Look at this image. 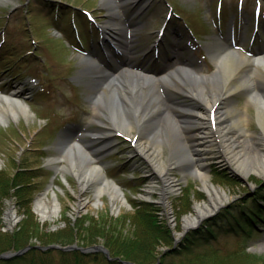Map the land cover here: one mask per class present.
Returning <instances> with one entry per match:
<instances>
[{
    "label": "rangeland",
    "instance_id": "obj_1",
    "mask_svg": "<svg viewBox=\"0 0 264 264\" xmlns=\"http://www.w3.org/2000/svg\"><path fill=\"white\" fill-rule=\"evenodd\" d=\"M256 1L130 0L120 6L119 17L115 18L111 16V5H102L100 0H1L0 91L4 94L24 91L20 98L31 110L28 118L20 113L19 117L0 121V175L3 181L11 182L16 175L24 173L26 181L21 198L12 197L9 193L3 199V232L15 234L26 227L30 231V246L44 250L56 246L53 257L58 262V251L73 252L104 246V239L118 244L132 241L131 244L136 245L134 241L138 242L143 235L142 229L136 224V210L141 204H148L150 207L145 206L146 211L154 220L166 224L172 236L170 241L158 239V245H150L149 250L158 257L155 263L162 264L159 259L163 254L181 250L183 236L191 230L185 232V218L195 216L198 205L209 204V197L196 176L179 170L171 172L176 179L174 192L164 191V182L154 173L149 161L137 152L134 136L116 135L112 149L95 162L104 163L105 172L121 186L127 203L118 202L114 206L107 193L98 201L94 187L82 191L80 181L73 174L58 172L55 175L52 171L51 168L59 163L68 165L64 160L50 162L59 156L57 144L68 128L72 132L99 126L93 121L92 103L87 94L89 78L80 76L83 69L81 56L91 53L96 57L98 54L102 60L108 61L106 52L110 47L105 38L109 37L104 25L116 19L126 24L125 33L133 29V33L138 36L136 39L140 40L141 46L134 50L135 57L138 64L144 63V68L159 69L150 56L144 55L147 46L157 45L160 63H165L168 56L187 54L198 69L212 74L215 66L207 51L208 44L221 37L233 44L231 37L232 32H235L236 43L251 48L249 39L254 33ZM261 1L263 14L260 19L263 20L264 0ZM242 2L244 8L240 9ZM171 4L175 13L172 12L167 21ZM70 5L91 12L97 19V28L89 24L82 32L84 46L78 45L72 37L71 13L77 14V11ZM129 24L137 26L131 27ZM164 26V34L159 37ZM261 27L262 38H257L256 47L263 44L264 23H261ZM25 49L37 52L38 57L25 56ZM171 50L173 54H169ZM161 96L168 103H173L172 92L161 91ZM237 101L239 106H243V98L237 97ZM183 103L192 104L187 99ZM249 112L252 113V109ZM60 124L63 125L62 129ZM249 129L255 134L261 130L255 119H252ZM82 139H90V136L86 135ZM163 153L166 159L169 155L166 146L163 147ZM234 169V166L220 159L213 160L211 180L228 196L222 204L208 207L212 213L196 221L194 228L201 227L225 209L236 217L246 215V209L248 211L250 206L255 205L259 196H264V175L252 173L250 177H244ZM52 182L54 186L51 188ZM55 194L60 206L59 217L54 222L44 223L35 211L36 203L46 196L53 200ZM10 212H15L13 222L8 219ZM243 226L246 227V224ZM243 226H234L233 223L229 227L220 226V229H228V232L220 234L199 251L230 258L233 264H264L259 258L256 262L250 259L249 262L241 261L243 257L240 256L244 251L264 256V226H258L256 234L248 237L242 231ZM71 228L76 233L74 243H45L59 237V234L67 235ZM93 237H97L96 243H86ZM142 248L145 249L143 245ZM85 253L100 254L102 251L89 250ZM182 258L186 259L185 256ZM200 262L196 260L193 264Z\"/></svg>",
    "mask_w": 264,
    "mask_h": 264
},
{
    "label": "bare ground",
    "instance_id": "obj_2",
    "mask_svg": "<svg viewBox=\"0 0 264 264\" xmlns=\"http://www.w3.org/2000/svg\"><path fill=\"white\" fill-rule=\"evenodd\" d=\"M129 2L102 0V5L109 3L111 16L117 18L120 6ZM125 26L111 19L104 29L115 35L107 32L108 37L118 40L125 34ZM208 53L215 66L212 74L181 59L166 64V71L155 73L145 70L133 57L115 66L100 63L91 54L81 56L80 76L89 78L87 94L93 121L99 126L85 129L90 139L73 140L74 131H66L58 143L60 155L50 162L66 160L68 165L59 163L58 167L72 173L82 191L94 187L98 201L107 193L114 206L126 203L121 188L107 177L103 164L95 161L112 149L116 135L134 136L137 152L164 182V191L174 192L176 188L173 170L194 174L202 182L210 203L198 205L196 215L185 218L186 228L195 226L196 221L212 213L208 207L222 204L228 196L211 180L215 158L234 166L241 176L264 175V51L247 56L218 39L209 44ZM169 67L172 72H168ZM161 91L172 92L192 104H170ZM23 93L0 92V121L19 117L20 113L30 116L29 106L20 98ZM237 97L243 98V106L237 104ZM252 119L260 125L259 134L249 129ZM164 146L169 150L166 159ZM47 198H40L35 206L44 223L59 217L57 195L53 200ZM8 219L13 222L15 212H10Z\"/></svg>",
    "mask_w": 264,
    "mask_h": 264
},
{
    "label": "trees",
    "instance_id": "obj_3",
    "mask_svg": "<svg viewBox=\"0 0 264 264\" xmlns=\"http://www.w3.org/2000/svg\"><path fill=\"white\" fill-rule=\"evenodd\" d=\"M76 18L80 20L79 15H77ZM23 176L24 173L21 175L19 174V176L16 175V178H13L11 182H5L0 175V254L8 251H20L30 246L31 243V240H29L30 231L26 227L22 228V230L15 234H11L3 232V227L1 226L3 199L6 198L9 193H11L10 196L12 197L21 198L22 188L26 187V181ZM140 206L141 207H137L138 209L136 210V224L142 229L143 235L141 239H137L138 242L134 241L136 245H132V241L125 244H118L113 243L110 239H104V246L109 249L111 257L115 258V260H109L103 253L87 254L80 250H75L73 252L58 251L57 254L59 259L58 262H56V258L53 257V252L55 251L54 248L43 250L33 247L22 255L8 260H1L0 264H121L119 262L120 258H124L136 264H154L155 261H158V257L153 255L154 252L149 250L150 245H158V243L156 244L158 239L164 240L165 242L170 241L172 236L166 224L160 223L156 219L154 220L150 216V213L146 211L147 209L145 206L150 207V205L142 204ZM232 216L233 213L230 210L225 209L223 213L214 217L212 220L205 222L200 229L191 231L181 243V250L177 252L169 251L163 254L159 260L162 264H193L196 260H200V264H233L234 261H231L230 258L220 257L213 253V255H209L207 252L204 253L199 251L203 246L208 245L212 240L217 238V235L220 232L228 231L227 229H220V226L222 228L228 226L227 223H225L227 220H224V218L231 221ZM35 221L40 227L39 222L37 220ZM220 221H222L223 224H221ZM75 234L74 228H71L67 235L59 234V237L54 238L51 242L45 243L60 245L74 243L76 239ZM87 241L88 242L86 243L89 244L96 243L97 237L90 238ZM142 245L145 249L142 248ZM183 256H185L186 259H181ZM240 257H243L241 260L243 262H249V259L256 262L259 258L260 261L264 263V256L249 254L246 251H244Z\"/></svg>",
    "mask_w": 264,
    "mask_h": 264
},
{
    "label": "water",
    "instance_id": "obj_4",
    "mask_svg": "<svg viewBox=\"0 0 264 264\" xmlns=\"http://www.w3.org/2000/svg\"><path fill=\"white\" fill-rule=\"evenodd\" d=\"M30 248H32V247H27L23 250H20L19 252H16V253H13V252L2 253V254H0V261L1 260H7V259H10V258L15 257V256H19V255L23 254L24 252H26ZM89 250H101L102 252H104L109 257V251L103 246H97V247H93V248H90L87 250L82 249V251H84V252L89 251ZM121 262L123 264H135V263L129 262V261H121ZM157 264H160V263H157Z\"/></svg>",
    "mask_w": 264,
    "mask_h": 264
}]
</instances>
